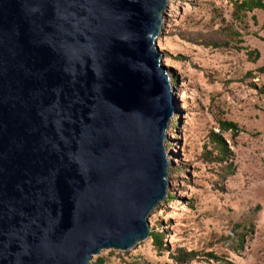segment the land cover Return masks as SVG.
Masks as SVG:
<instances>
[{"label":"water","instance_id":"1","mask_svg":"<svg viewBox=\"0 0 264 264\" xmlns=\"http://www.w3.org/2000/svg\"><path fill=\"white\" fill-rule=\"evenodd\" d=\"M169 0H0V264H97L150 238L178 113Z\"/></svg>","mask_w":264,"mask_h":264},{"label":"rangeland","instance_id":"2","mask_svg":"<svg viewBox=\"0 0 264 264\" xmlns=\"http://www.w3.org/2000/svg\"><path fill=\"white\" fill-rule=\"evenodd\" d=\"M236 1L244 0H169L157 39L162 63L177 80L179 107L166 142L174 199L150 216L168 250L149 238L129 251L103 250L93 261L172 264L171 255L184 249L264 264V11L240 16ZM221 121L237 123L239 134L223 132ZM213 133L231 151L225 162L217 158ZM238 223L250 231L235 252L222 239ZM192 264L218 263L198 256Z\"/></svg>","mask_w":264,"mask_h":264},{"label":"trees","instance_id":"3","mask_svg":"<svg viewBox=\"0 0 264 264\" xmlns=\"http://www.w3.org/2000/svg\"><path fill=\"white\" fill-rule=\"evenodd\" d=\"M235 9L236 12L242 16L246 12H251L254 10H263L264 11V0H244L242 2H235ZM251 56H253V53H250ZM259 57V54L256 53L255 57L253 58L256 60ZM180 58H183L180 56ZM177 82L176 79L172 80V85ZM220 128L223 132L232 131L234 135L239 134L240 127L237 123L231 122V121H221L220 122ZM212 142L215 144V147L218 151L217 158L220 162H225L229 159V156L231 154V151L228 147V144L224 140V138L219 133H213L212 134ZM233 165L231 164L228 169H230L231 174H233V170H231V167ZM170 172H173L172 169ZM167 199L173 200L174 197L169 193ZM246 231H250L246 226L242 224H236V226L232 229L230 234L223 238L222 240L225 242V246L235 252H238L242 249L245 242ZM150 238L152 239L153 245L159 250H168V247L165 245L164 238L165 233L157 231L155 228H152ZM198 256H203L205 260L214 261L218 264H234L231 261H228L226 258L216 255L214 252L209 253H200L196 251H186L184 249H180L175 254L171 255V259L173 260L172 264H192L194 260L197 259ZM202 258V257H200ZM200 260V259H199ZM97 264H103L104 259L98 258Z\"/></svg>","mask_w":264,"mask_h":264}]
</instances>
